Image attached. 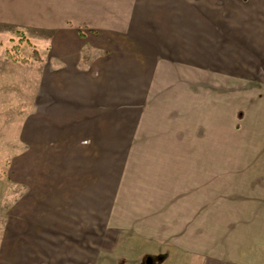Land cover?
<instances>
[{"label":"crops","instance_id":"0c3cea01","mask_svg":"<svg viewBox=\"0 0 264 264\" xmlns=\"http://www.w3.org/2000/svg\"><path fill=\"white\" fill-rule=\"evenodd\" d=\"M198 4L0 0V25L46 39V124L36 128L56 141L46 172L20 176L14 216L0 211V264H103L119 245L104 246V231L119 230L139 239L129 241L138 260L152 239L184 247L190 264H264V89L230 76L246 72L244 56L214 70L213 41L187 28ZM254 43L264 50V39ZM119 101L121 129L103 130L92 118ZM76 128L89 145L69 135ZM104 158L110 185L97 174Z\"/></svg>","mask_w":264,"mask_h":264},{"label":"rangeland","instance_id":"374dc122","mask_svg":"<svg viewBox=\"0 0 264 264\" xmlns=\"http://www.w3.org/2000/svg\"><path fill=\"white\" fill-rule=\"evenodd\" d=\"M195 1L193 0V2ZM197 1L198 6H193L196 12L190 10V13H196V18L190 17L188 19L187 28L194 30L195 33L197 32L200 35V40L210 43L213 41L216 67L214 70L219 73L217 68L220 69L224 66V62L236 59L238 61L240 57L244 56L245 58L240 59L246 61V65H248L246 72L230 73V76L232 78H238L239 76L247 78L248 87L264 89V50L258 48L254 43L256 38L264 39V0ZM187 10H189L188 6ZM187 28H185V25L183 26V30H187ZM245 32L248 34L246 42L244 38L240 37L244 36ZM38 37V34L21 32L14 27L0 25V211L4 210L6 206L8 217L14 216L15 198L19 196L15 197V191L22 184L19 181L20 176L30 174L33 169L46 172L48 169L46 165L47 156L54 152L52 148L56 144V141H51L49 144L43 142L40 138L41 134L37 133L38 128H36V122L40 125L41 121L39 119H43L42 116L45 115V102L48 99L45 90L47 83L42 81V79L45 80L47 75V65L41 64L42 62H37L32 58V49H37L40 56L46 58L44 48L46 46L44 40L46 39H39L40 37ZM205 48L210 49V47ZM21 60L26 62L22 63ZM256 66L261 67L262 70L256 69ZM221 71V75H223V72H228V69L222 68ZM224 75L226 74L224 73ZM55 105L57 108L61 107L60 103L55 102ZM124 106L123 101H119L118 107H115L118 111L115 113L111 111L97 112V116L92 119L96 120L103 130L111 131L114 128L115 121L118 122V127L121 129L119 121L122 120L123 122L125 116ZM42 121L46 124L45 119ZM122 124L123 127L126 126L125 123ZM86 125L92 127L94 122L90 120L85 123ZM31 131H34L36 136ZM69 135L76 137L81 143L86 142L87 144L92 142L93 138L92 135L85 133L82 129L79 131L77 128L74 134L70 133ZM42 137L44 139L46 135H42ZM58 143L61 144L62 141L59 139ZM59 152H62V150ZM118 152H121L120 149ZM137 152L135 154V167L130 168L132 176L137 173L134 170L137 166ZM122 153H124V157L119 160L118 167L120 169L119 173H122L120 201L127 205L126 149ZM52 156L55 157V155ZM52 156L51 158H53ZM66 156L68 159L69 155H60L57 159L60 160L62 159L60 157ZM109 166L110 159L104 158L100 161L99 169H101L99 170L97 167V174H103L104 185L108 179L106 175L109 172V170L107 171ZM134 181L136 180L132 178L129 182ZM107 183L110 185L109 181ZM131 196L129 195V198ZM124 210L127 209L124 208ZM0 216H3V214H0ZM106 217L108 215H105L104 219ZM123 232L119 230L112 237L108 231H104V246L106 243L110 245L112 240L113 244L116 241V244L119 242V245L114 244L116 247L111 249V246L108 247L107 253H104L103 264H145L146 261H149L150 264H190L184 261L185 256L189 254L184 247L163 245L152 239V255L146 257V259L138 260V247H135L136 245H132L129 241H132V239L138 241L139 239L128 236L126 231ZM112 259L114 260L112 261Z\"/></svg>","mask_w":264,"mask_h":264},{"label":"trees","instance_id":"16d2710c","mask_svg":"<svg viewBox=\"0 0 264 264\" xmlns=\"http://www.w3.org/2000/svg\"><path fill=\"white\" fill-rule=\"evenodd\" d=\"M33 52H32V58L37 61V62H42V57L40 56L39 54V51L37 49H32ZM22 63H25L26 61L25 60H21Z\"/></svg>","mask_w":264,"mask_h":264}]
</instances>
